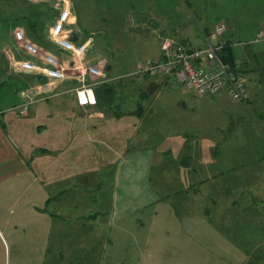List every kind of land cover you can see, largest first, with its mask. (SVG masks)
Masks as SVG:
<instances>
[{
    "label": "crops",
    "instance_id": "crops-1",
    "mask_svg": "<svg viewBox=\"0 0 264 264\" xmlns=\"http://www.w3.org/2000/svg\"><path fill=\"white\" fill-rule=\"evenodd\" d=\"M117 1L108 22L101 0L83 5H94V13L78 10L75 0H0V264H46L56 227L52 200L57 196L66 203L82 178L104 167L115 172L112 220L126 219L122 215L130 207L151 212L147 221L168 232L158 239L149 236L148 242L178 253L184 236L196 246L192 254L177 256L179 264H264V188L239 190L224 181L232 176L224 168L230 162L217 158L212 138L230 128L224 120L216 125V116L229 118L236 114L232 108L261 105L259 89L247 85V104L225 91L166 95L162 87L172 81L180 85L173 77L134 74L138 62L161 56L163 38L204 50L221 18L209 19L200 6L192 9L181 0L177 6L183 15L172 19L169 5H160L165 14L156 5L150 10L148 0L125 25L128 19L115 9L129 6L130 12L133 6L130 0ZM193 17L201 23L199 31ZM18 30L39 55L17 41ZM226 30L217 43L231 47L232 65L243 74L250 63L242 59V46L264 47V28L244 38L240 30L229 38ZM152 46L159 48L155 58L148 56ZM138 48L145 57L133 54ZM43 55H53L59 65L51 66ZM201 63L208 64L205 58ZM83 70L95 105L78 102ZM256 172L263 181L261 170ZM133 180L146 188H134ZM248 191L256 208L240 204ZM171 198L174 207L167 203ZM215 202L224 208L209 205ZM153 206L157 209L150 211ZM137 223L145 224L142 215ZM96 257L103 260L101 254Z\"/></svg>",
    "mask_w": 264,
    "mask_h": 264
},
{
    "label": "rangeland",
    "instance_id": "rangeland-1",
    "mask_svg": "<svg viewBox=\"0 0 264 264\" xmlns=\"http://www.w3.org/2000/svg\"><path fill=\"white\" fill-rule=\"evenodd\" d=\"M95 1L96 0H75V3L77 4L78 10L82 9L86 13L87 11L94 13L96 8L94 5H89L87 7L83 5L85 2H92L95 4ZM113 1L114 3L118 2L117 0H101L104 4L103 17L105 19L109 17L108 22L113 16V9L110 10ZM130 1V4L133 6L132 11L128 12L129 6L127 10L126 7L125 9L123 7L115 9V11L126 18V20L128 19V22L124 21L125 25L129 24L132 17L134 20L138 17V13L135 10L138 9L139 12L148 0ZM149 1L150 10H154L156 5L164 11V8L160 5L166 3L165 6L169 5V11H167L168 17L172 15V19L174 17L175 19H179L183 15V13H180L177 6V2H181V0ZM188 1L192 5V9L194 5H196L194 8L196 10H198L200 6L204 15L209 19L216 17L221 18L218 24H224L226 29L228 27V33L226 35L229 38L239 34L238 30H240L241 33V35H239L244 38L256 29L261 27L264 28V0ZM99 11H101L100 8ZM164 13L166 14L165 11ZM192 19L194 22L195 18L193 17ZM197 21L196 24L195 19L193 26L196 25L195 30L199 31L197 25L201 23L199 19H197ZM259 41H261V39ZM261 44L264 46V42ZM147 49L148 48L145 50L147 51ZM242 49L243 52H240L242 59L244 63L248 61L250 65L247 72H243V74L238 72V75L249 88L259 89L260 95L264 97V47L259 48L245 44L242 46ZM133 54H138L136 57H145V53L141 48L136 49ZM158 54L159 48H157V46H152L148 56L155 58ZM180 85H176L175 82L172 81L161 89H165L163 93L166 95L180 94L182 92L178 91L181 90H185V93H194V91L184 89V87ZM259 107L250 105L246 110L239 106L237 108H232V112L236 114L234 115V113H231L229 118L225 117L223 119L220 115L216 116V125H222L223 120L224 123H229L230 125L229 131L225 130L223 133L216 132L212 138L218 147L214 150L218 156L217 158L220 160L224 158L229 159L230 165L224 166V168L225 173L232 176H230V178L225 177L223 180L233 181V186H236L234 189L251 190L257 185H261L262 188H264V177L262 178L263 181H259V179L255 177L258 175L256 172L258 169L264 174V98ZM226 129H228V127ZM220 172H224V170L222 169ZM114 173V167H104L100 173L86 176L85 179L82 178L83 180L81 179V181L85 182L78 187H73L71 193L67 194L65 197L66 203L68 205L71 204L70 207L63 208V204L65 205L66 203L61 201L62 198L57 196L54 197L52 200L54 205H52V207L56 215V227L53 234L50 255L48 256L46 264H179V262H177V256H181L182 252H185L186 255L195 252L194 248L196 249V246L194 247L191 240L184 236L180 238V235V239L178 240L182 241L184 246L181 247L178 253L174 252L173 248L172 250L169 249L163 252L165 249H163L159 243L151 244V241L148 242L149 236L158 239V235L165 234L168 231H160L157 227L153 228L154 224L147 221V218H150L152 213L147 210L141 213V211H136L130 207L128 208L130 211L129 214L123 212L122 219L123 216L126 219H118L117 221L112 220L113 215H111L109 209L111 206L110 195L115 185ZM239 177L242 179H239ZM132 182L134 188H146L145 182L143 185L141 182L140 186L137 185L136 180ZM220 182L222 183V180ZM211 186L213 187V184ZM154 188L156 190V185H154ZM251 194L252 192H247V198H245L247 199L246 202L240 203L242 206L245 205L256 208L255 203H253L251 199ZM238 200L239 199H236V201ZM170 201H172V203ZM258 201L259 200H257L256 203ZM167 203H170L171 207H174L176 204L175 198L168 199ZM207 205L208 204H206V206ZM209 205H214L215 208H224L223 204L219 205L216 202L214 204L209 203ZM259 207H261V205ZM154 209H157V206H153L149 210L153 211ZM141 215L145 221L142 227L137 225V221L140 219ZM212 216H214V214H212ZM118 217H120V213ZM249 219H254V217ZM167 225L169 227V224ZM116 233L119 234L120 238L114 240ZM170 234L174 233L171 232ZM97 254H101L102 261L97 262Z\"/></svg>",
    "mask_w": 264,
    "mask_h": 264
},
{
    "label": "built area",
    "instance_id": "built-area-1",
    "mask_svg": "<svg viewBox=\"0 0 264 264\" xmlns=\"http://www.w3.org/2000/svg\"><path fill=\"white\" fill-rule=\"evenodd\" d=\"M226 31L224 24H217L213 33L207 38L204 50H194L177 42L173 38H163L161 56L157 59L137 63L135 75L144 76H173L186 89L196 94L216 95L226 92L234 101L249 103L251 93L245 82L229 64L224 62L219 53L221 46L217 39ZM17 41L31 54L39 55L38 48L24 39L21 30L16 31ZM51 66H58V60L53 55H43ZM207 59V66L202 65V59ZM82 86L77 90L80 105H95L93 89L85 84L86 72L80 71ZM26 109L22 110L23 115Z\"/></svg>",
    "mask_w": 264,
    "mask_h": 264
},
{
    "label": "trees",
    "instance_id": "trees-1",
    "mask_svg": "<svg viewBox=\"0 0 264 264\" xmlns=\"http://www.w3.org/2000/svg\"><path fill=\"white\" fill-rule=\"evenodd\" d=\"M220 46V45H219ZM220 57L222 58V60L224 62H226L227 64H229L232 68L233 65V60H232V57H231V47L229 46H224L222 47L221 46V50H220V53H219ZM207 60V59H206ZM170 77H173V76H170ZM174 78V77H173ZM175 79V78H174ZM176 81V80H175ZM233 100V99H232ZM234 101V100H233ZM250 102V101H249ZM242 103V102H241Z\"/></svg>",
    "mask_w": 264,
    "mask_h": 264
}]
</instances>
